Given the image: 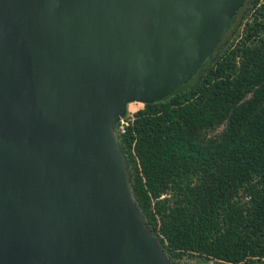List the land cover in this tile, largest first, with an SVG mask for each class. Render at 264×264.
Wrapping results in <instances>:
<instances>
[{
  "label": "water",
  "instance_id": "obj_1",
  "mask_svg": "<svg viewBox=\"0 0 264 264\" xmlns=\"http://www.w3.org/2000/svg\"><path fill=\"white\" fill-rule=\"evenodd\" d=\"M245 0H0V264H172L115 136L187 85Z\"/></svg>",
  "mask_w": 264,
  "mask_h": 264
},
{
  "label": "trees",
  "instance_id": "obj_2",
  "mask_svg": "<svg viewBox=\"0 0 264 264\" xmlns=\"http://www.w3.org/2000/svg\"><path fill=\"white\" fill-rule=\"evenodd\" d=\"M127 120L117 145L171 263L264 264V0H245L187 85Z\"/></svg>",
  "mask_w": 264,
  "mask_h": 264
},
{
  "label": "rangeland",
  "instance_id": "obj_3",
  "mask_svg": "<svg viewBox=\"0 0 264 264\" xmlns=\"http://www.w3.org/2000/svg\"><path fill=\"white\" fill-rule=\"evenodd\" d=\"M143 107L142 104H139V103H131L127 106V115L125 116V118H129L132 116V114L134 112H136L137 110L141 109ZM191 263H194L193 260L190 261ZM194 264H197V263H194Z\"/></svg>",
  "mask_w": 264,
  "mask_h": 264
},
{
  "label": "built area",
  "instance_id": "obj_4",
  "mask_svg": "<svg viewBox=\"0 0 264 264\" xmlns=\"http://www.w3.org/2000/svg\"><path fill=\"white\" fill-rule=\"evenodd\" d=\"M127 125H128V120L125 117H122L115 126V136L116 133L123 134L125 132Z\"/></svg>",
  "mask_w": 264,
  "mask_h": 264
}]
</instances>
